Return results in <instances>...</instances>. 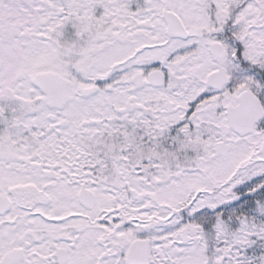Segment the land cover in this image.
I'll return each mask as SVG.
<instances>
[{"label":"snow or ice","instance_id":"6c2138e0","mask_svg":"<svg viewBox=\"0 0 264 264\" xmlns=\"http://www.w3.org/2000/svg\"><path fill=\"white\" fill-rule=\"evenodd\" d=\"M0 264H264V0H0Z\"/></svg>","mask_w":264,"mask_h":264}]
</instances>
